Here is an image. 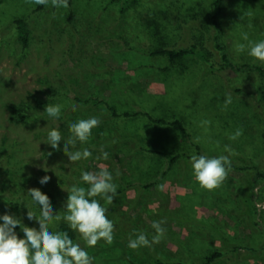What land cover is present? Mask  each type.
<instances>
[{
  "label": "rangeland",
  "instance_id": "obj_1",
  "mask_svg": "<svg viewBox=\"0 0 264 264\" xmlns=\"http://www.w3.org/2000/svg\"><path fill=\"white\" fill-rule=\"evenodd\" d=\"M107 3L72 0L67 8H54L49 0L37 10L35 0H0V214L37 227L27 212L38 217L39 206L27 193L38 188L52 196L61 216L49 225L55 232L65 222L67 190L88 187L81 172L107 168L117 195L94 199L107 209L113 241L89 247L73 230V242L92 264H128L127 255L142 263L159 257L203 264L215 251L221 255L211 264H264V76L222 62L214 46L213 0H139L123 11L122 2ZM17 18L26 21V46L16 34ZM218 21L230 61L264 67L235 49L264 39V0H223ZM191 44L206 59L170 63L152 54L159 46ZM227 95L232 103L225 108ZM48 104L61 105L58 119L44 112ZM110 107L119 114L143 110L179 119L190 140L177 127L144 116L114 117ZM93 116L99 125L76 146L91 151L87 160L70 162L63 140L55 151L46 144L51 128L67 140L70 123ZM237 130L242 134L229 139ZM195 145L203 155L231 161L214 189L201 187L192 175ZM153 151L178 157L169 165ZM44 176L50 177L46 186L39 184ZM153 221H163L165 229L158 242L128 247L140 232L152 240ZM15 231L23 237L19 227Z\"/></svg>",
  "mask_w": 264,
  "mask_h": 264
},
{
  "label": "clouds",
  "instance_id": "obj_2",
  "mask_svg": "<svg viewBox=\"0 0 264 264\" xmlns=\"http://www.w3.org/2000/svg\"><path fill=\"white\" fill-rule=\"evenodd\" d=\"M35 2L46 4L47 0ZM52 6L67 8L69 0H52ZM243 39L248 40L247 34L243 35ZM235 49L238 53L246 50L248 56L264 63V39L248 40L247 46L242 43L236 44ZM223 103L226 108L232 103V97L227 95ZM44 112L49 118L58 119L61 105L48 104ZM99 123L100 120L94 116L70 123L68 128L71 135L67 140L62 138L58 128H51L47 132L46 144L55 151L63 140L65 143L62 151L70 162L87 160L92 156L91 151L87 148L80 150L76 146L78 143L87 142L92 135V129ZM241 134V131L237 130L229 139L235 140ZM102 157L107 159L108 154L102 153ZM190 165L195 181L201 187L211 190L223 182L231 161L227 155H193L190 158ZM80 179L88 187L73 185L67 190L68 195L63 203V220L68 223L70 229L81 235L87 246H95L101 239L110 244L113 241V223L106 216L107 209L94 197H106L108 201L116 197L118 186L113 182V175L107 168H102L98 174L82 171ZM49 182L48 176L39 180L42 186L48 185ZM27 195L39 206L38 217L32 211L27 212V219L35 220L37 227L24 225L13 214H0V264H92V258L88 253L78 243H74L67 233L49 230V225L54 220H60L61 216L54 211L48 196L38 188L29 189ZM162 223L163 221L152 222L151 227L156 235L151 241L146 234L140 232L134 239H129L128 247L137 249L158 242L165 231ZM17 227L23 233L22 238L15 231Z\"/></svg>",
  "mask_w": 264,
  "mask_h": 264
},
{
  "label": "trees",
  "instance_id": "obj_3",
  "mask_svg": "<svg viewBox=\"0 0 264 264\" xmlns=\"http://www.w3.org/2000/svg\"><path fill=\"white\" fill-rule=\"evenodd\" d=\"M47 1H49V0H47ZM118 1L122 2L121 3L122 4V7H121L122 11L139 2V0H108L107 4H112V3L118 2ZM71 3H72V0H69V6L71 5ZM222 4H223V0H213V3H212L213 12L211 15V21H212L213 27L216 29V32H217L216 35L214 36V46L218 52L220 59L222 60V62H224V64L230 66L234 70L245 69V70H250V71H257L259 73V75L264 76V67L248 65V64L234 65L230 61V58L228 57V54L225 50L226 46L221 40L222 29H221L219 21H218V16H219V12L221 10ZM43 6H44V4H38L37 10L42 9ZM14 22L16 25L17 37L19 38L21 43L24 46H26L29 42V36H28L27 28H26V21L24 18H17ZM142 28H144V27L141 26V29ZM152 54L165 56L170 63H175L176 61L184 59L187 56H195V55L202 56L204 59H206V53L204 51H202L200 48H198L196 46V44H191L188 47H182L179 49L165 47V46H159L152 51ZM262 98L264 99V92L263 91H262ZM109 109L111 110L112 116H114V117H116V116H131V115L132 116H139L140 115V116L146 117V119L151 123L168 125V126H175L182 132V134L185 137H187V139L190 140V135H189L186 127L184 126L182 121L179 119H166V118H162V117H153L147 111H143V110L135 111L133 113L123 112V113L119 114L114 110V108L112 109L110 107ZM195 147H196L199 155H203L201 153L200 146L195 145ZM153 152H157V153L163 155L167 159L169 165H172L177 160V157H178V154H168V153L162 152V151H153ZM45 195L48 196L50 203H52L53 202L52 196L49 193H45ZM55 232H59L62 234L67 233L68 236L73 240V236H74L73 230L69 228L68 223L63 222L62 224L56 226ZM220 255L221 254L218 251H215V252H212V253L206 255L204 257L203 264H211ZM125 259H126L128 264H182V262H178V261H165L159 257H157L156 259H154L152 262H149V263L137 262L134 259L130 258L128 255L125 257Z\"/></svg>",
  "mask_w": 264,
  "mask_h": 264
}]
</instances>
